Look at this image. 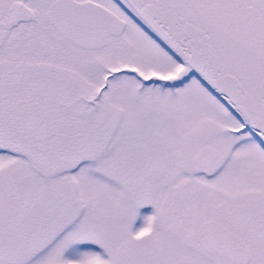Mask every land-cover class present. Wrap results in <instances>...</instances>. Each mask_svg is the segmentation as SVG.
<instances>
[{"label": "snow or ice", "instance_id": "6c2138e0", "mask_svg": "<svg viewBox=\"0 0 264 264\" xmlns=\"http://www.w3.org/2000/svg\"><path fill=\"white\" fill-rule=\"evenodd\" d=\"M0 264H264V0H0Z\"/></svg>", "mask_w": 264, "mask_h": 264}]
</instances>
